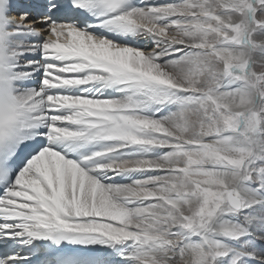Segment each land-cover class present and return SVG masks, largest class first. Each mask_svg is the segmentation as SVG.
<instances>
[{
  "label": "snow or ice",
  "instance_id": "1",
  "mask_svg": "<svg viewBox=\"0 0 264 264\" xmlns=\"http://www.w3.org/2000/svg\"><path fill=\"white\" fill-rule=\"evenodd\" d=\"M0 264H264V0H0Z\"/></svg>",
  "mask_w": 264,
  "mask_h": 264
}]
</instances>
